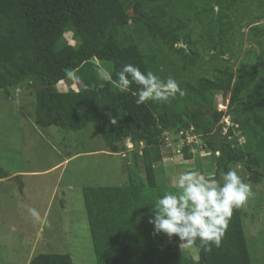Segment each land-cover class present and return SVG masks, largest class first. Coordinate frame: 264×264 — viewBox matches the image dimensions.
Here are the masks:
<instances>
[{
	"label": "trees",
	"instance_id": "1",
	"mask_svg": "<svg viewBox=\"0 0 264 264\" xmlns=\"http://www.w3.org/2000/svg\"><path fill=\"white\" fill-rule=\"evenodd\" d=\"M240 1L0 0V92L27 84L39 128L78 132L91 127L109 154L124 153L128 144L134 148L130 153L137 173L130 184L81 189L96 264H252L240 209L233 211L219 248L206 251L198 241L191 245L196 260L174 247L166 235H154L148 220L156 198L176 190L159 185L156 177L155 166L172 155L166 150L167 133L177 136L193 128L197 144L180 147L182 161L195 158L192 149L214 156L215 167L209 169H214L217 181L233 166L250 179L264 181V76L257 66H224L212 79L180 82L185 94L164 103L137 105V85L121 91L114 84L124 64L159 77V56L139 46L144 40L162 48L182 71L198 64L199 44L186 17L189 6L211 52L223 58L234 29L230 11ZM251 31L264 36V30ZM66 33L74 46L64 40ZM94 60L109 67L107 80L99 77ZM66 68L78 77V92L56 89L71 81ZM217 95L228 100L225 110H218ZM201 162L196 161L199 173ZM138 174L144 179L138 180ZM6 177L0 169V179ZM28 264L73 263L68 254H39Z\"/></svg>",
	"mask_w": 264,
	"mask_h": 264
},
{
	"label": "rangeland",
	"instance_id": "2",
	"mask_svg": "<svg viewBox=\"0 0 264 264\" xmlns=\"http://www.w3.org/2000/svg\"><path fill=\"white\" fill-rule=\"evenodd\" d=\"M186 9L193 39L199 44L200 61L194 68L182 71L174 58L149 40L139 45L146 52L158 54L162 80L173 77L180 83L212 79L215 70L224 66L235 69L241 63L256 65L259 75L264 76V36H254L251 31L264 30V0H241L230 11L234 29L228 54L223 58L211 52L203 26L195 20L191 6ZM64 40L68 45L75 44L70 33L64 35ZM93 64L99 77L107 80L109 67L95 60ZM80 88L76 78L56 86L60 92H78ZM215 100L218 108L228 101L221 95ZM34 107L33 91L27 84L0 92V169L7 175L0 179V264H28L39 254H68L73 264H96L81 189L130 184L137 173L130 153L134 148L126 145L124 153L109 154L91 127L78 132L39 128L34 123ZM165 138L166 150L172 155L155 166L159 185L173 186V178L182 172H199L197 160L212 161V166L203 168L201 174L215 179L209 169L214 156L195 149L192 163L182 161V154L177 153V136L169 134ZM166 167L173 169L172 177H166ZM232 169L251 184L255 193L240 210L251 263L264 264V181L248 178L239 166ZM137 177L144 179L142 174ZM31 209L39 216H33ZM168 240L196 260L192 246L180 247V241L173 237Z\"/></svg>",
	"mask_w": 264,
	"mask_h": 264
},
{
	"label": "clouds",
	"instance_id": "3",
	"mask_svg": "<svg viewBox=\"0 0 264 264\" xmlns=\"http://www.w3.org/2000/svg\"><path fill=\"white\" fill-rule=\"evenodd\" d=\"M64 71L67 77L78 79L71 68ZM114 84L121 91L137 85L138 90L133 92L137 105L148 101L164 103L170 97L185 94L173 77L162 80L152 71L142 72L132 64L122 66ZM220 175L221 181H217L198 171H186L173 178L176 190L159 196L149 208L148 222L153 226V234H164L169 239L176 237L180 247H189L198 241L206 251L212 246L219 248L233 211L244 207L255 195L251 184L244 182L235 169ZM30 211L33 216H39L35 209Z\"/></svg>",
	"mask_w": 264,
	"mask_h": 264
},
{
	"label": "built area",
	"instance_id": "4",
	"mask_svg": "<svg viewBox=\"0 0 264 264\" xmlns=\"http://www.w3.org/2000/svg\"><path fill=\"white\" fill-rule=\"evenodd\" d=\"M224 107V108H223ZM226 109V105L224 106V104L220 105L218 110H225ZM225 124L227 127H230L231 124L230 122L228 121V119H225ZM224 131L226 132V129H224ZM193 132V128H190L189 131H185V132H179L177 134L178 136V143H179V146L181 147L182 145L186 144V145H196L197 144V139H198V135L197 134H194L192 133ZM169 134L167 133L166 136H168ZM238 138V144L241 145L243 143V139L240 135L237 136ZM166 142H168V139H165ZM128 147H132L131 144H128ZM128 148V149H129ZM193 152V149L191 150ZM179 153V152H177Z\"/></svg>",
	"mask_w": 264,
	"mask_h": 264
},
{
	"label": "crops",
	"instance_id": "5",
	"mask_svg": "<svg viewBox=\"0 0 264 264\" xmlns=\"http://www.w3.org/2000/svg\"><path fill=\"white\" fill-rule=\"evenodd\" d=\"M177 145H179V143H177ZM180 148V147H179ZM164 161H166V160H163L162 161V163L164 162ZM209 161V160H208ZM208 161H204V162H202L201 163V166H202V169L204 168V170H205V167L206 166H212V161L210 160L209 162ZM188 162H190V163H192L193 162V159L192 160H190V161H188ZM213 163H214V160H213ZM213 167H215V165L213 164ZM165 172V175H166V177H167V175H168V177H172V175H174V171H173V169L172 168H168V167H166L165 168V170H164ZM213 172H214V169H213Z\"/></svg>",
	"mask_w": 264,
	"mask_h": 264
},
{
	"label": "water",
	"instance_id": "6",
	"mask_svg": "<svg viewBox=\"0 0 264 264\" xmlns=\"http://www.w3.org/2000/svg\"><path fill=\"white\" fill-rule=\"evenodd\" d=\"M129 16H130V17H133V16H134V15H133V10H132V8L130 9ZM179 47H183V46H179Z\"/></svg>",
	"mask_w": 264,
	"mask_h": 264
}]
</instances>
